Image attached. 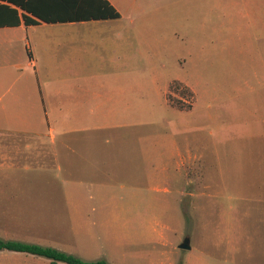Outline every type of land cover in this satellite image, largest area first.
I'll list each match as a JSON object with an SVG mask.
<instances>
[{"label": "rangeland", "instance_id": "rangeland-1", "mask_svg": "<svg viewBox=\"0 0 264 264\" xmlns=\"http://www.w3.org/2000/svg\"><path fill=\"white\" fill-rule=\"evenodd\" d=\"M149 2L157 12L173 17L160 27L161 35L139 37L126 68L105 63L84 72L105 83V98L119 91L107 81L119 75L130 78L126 93L133 100V128L143 126L149 137L159 138L157 150L148 149L150 157L161 161L134 165V174H141L138 181L112 182L110 211L98 207L80 214L15 213L8 197L7 203H0V238L60 246L65 235L80 244L87 240L88 232L78 228L69 234L70 224H164L166 240L159 244L146 243L148 226L138 229L136 249L148 261L264 264V0ZM36 71L45 79L52 70ZM29 72L35 77L33 69ZM175 81L191 95H182L184 89L171 90ZM110 105L105 99L103 109ZM44 124L48 133L46 120ZM54 133L59 146L62 135ZM108 134L103 136L104 146H109L104 142ZM133 147L139 151L135 139ZM13 171L32 172L16 168L0 171V176ZM0 184V190L12 188L7 182ZM135 185L143 192L136 195L128 188ZM186 239L191 248L181 249ZM130 245H125L126 252L135 249ZM43 260L47 262L27 253L0 251V264Z\"/></svg>", "mask_w": 264, "mask_h": 264}, {"label": "crops", "instance_id": "crops-1", "mask_svg": "<svg viewBox=\"0 0 264 264\" xmlns=\"http://www.w3.org/2000/svg\"><path fill=\"white\" fill-rule=\"evenodd\" d=\"M26 1L38 14L17 10L21 18L25 15L34 23L26 24L22 19L18 26L0 27V136L12 138L0 139V171L17 168L32 172L2 174L0 181L12 188L0 190V203L11 202L15 213L80 214L96 212L98 207L110 211L115 197L112 182L140 180L141 174H134L133 166L160 162L158 156L150 157L148 149L157 150L160 142L158 137L147 135V128H133V100L126 93L130 78L119 75L107 81L121 92L105 98L101 93L105 83L92 72L86 75L84 69H100L105 63L114 68L128 67L137 39L144 34L158 38L160 27L173 17L157 12L149 0ZM107 3L119 17L100 18L110 13ZM37 68L52 71L42 79ZM31 69L35 77L29 75ZM105 99L111 102L109 110L103 109ZM45 120L48 133L42 128ZM56 130L62 135L59 146ZM107 132L110 139L104 142L109 146H104ZM134 139L139 147L136 152ZM128 188L136 195L143 192L139 185ZM8 197L12 201L6 202ZM70 226L69 234L75 228L88 232L86 242L80 244L77 238L67 239L65 235L59 240L60 246H49L61 247V251L88 261L156 264L155 258L148 261L136 249L138 229H150L148 245L166 240L164 224ZM125 245L135 249L126 252Z\"/></svg>", "mask_w": 264, "mask_h": 264}, {"label": "trees", "instance_id": "trees-1", "mask_svg": "<svg viewBox=\"0 0 264 264\" xmlns=\"http://www.w3.org/2000/svg\"><path fill=\"white\" fill-rule=\"evenodd\" d=\"M0 27H13L18 26L21 23V20L26 24L34 23L27 18V16H23L22 18L19 15L17 8L26 11L28 13H32L33 15L38 14L35 10L33 11L30 7V4L26 0H0ZM11 5H14L12 7ZM107 6L110 8V13L107 15H102L100 18H117L119 14L107 3ZM43 21H51L47 20V18H40ZM185 86L179 82L175 81L171 85V90L173 89L175 92L182 91L183 94H190L192 91L188 90V88H184ZM181 93V92H180ZM174 100H172V103ZM182 106L183 104H180ZM0 251H14L19 253H27L38 257H43L50 261V264H110L105 259H99L95 261H88L79 256L66 253L57 248L50 246H43L36 243H28L19 240H5L0 238Z\"/></svg>", "mask_w": 264, "mask_h": 264}, {"label": "water", "instance_id": "water-1", "mask_svg": "<svg viewBox=\"0 0 264 264\" xmlns=\"http://www.w3.org/2000/svg\"><path fill=\"white\" fill-rule=\"evenodd\" d=\"M180 248H181V249H190L191 247H190V245H189V240L186 239V240L184 241V243H182V244L180 245Z\"/></svg>", "mask_w": 264, "mask_h": 264}]
</instances>
